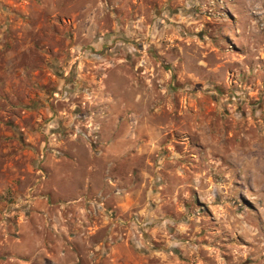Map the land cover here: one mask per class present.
I'll return each mask as SVG.
<instances>
[{
	"label": "rangeland",
	"instance_id": "1",
	"mask_svg": "<svg viewBox=\"0 0 264 264\" xmlns=\"http://www.w3.org/2000/svg\"><path fill=\"white\" fill-rule=\"evenodd\" d=\"M0 264H264V0H0Z\"/></svg>",
	"mask_w": 264,
	"mask_h": 264
}]
</instances>
